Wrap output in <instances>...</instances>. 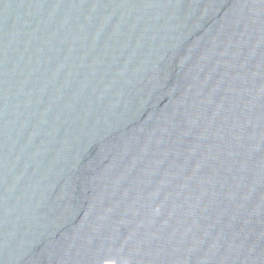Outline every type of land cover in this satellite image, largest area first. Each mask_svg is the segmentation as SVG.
Here are the masks:
<instances>
[{
    "label": "water",
    "instance_id": "water-1",
    "mask_svg": "<svg viewBox=\"0 0 264 264\" xmlns=\"http://www.w3.org/2000/svg\"><path fill=\"white\" fill-rule=\"evenodd\" d=\"M0 264H264V0H0Z\"/></svg>",
    "mask_w": 264,
    "mask_h": 264
}]
</instances>
